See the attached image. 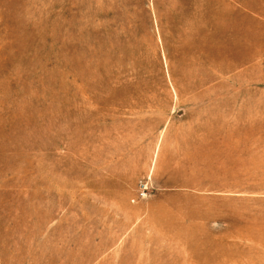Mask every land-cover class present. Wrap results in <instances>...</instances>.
<instances>
[{
  "label": "rangeland",
  "instance_id": "rangeland-1",
  "mask_svg": "<svg viewBox=\"0 0 264 264\" xmlns=\"http://www.w3.org/2000/svg\"><path fill=\"white\" fill-rule=\"evenodd\" d=\"M0 264H264V0H0Z\"/></svg>",
  "mask_w": 264,
  "mask_h": 264
}]
</instances>
